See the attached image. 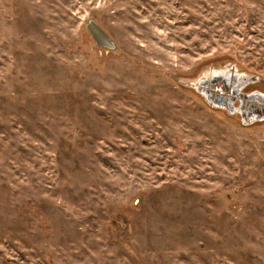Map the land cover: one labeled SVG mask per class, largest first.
<instances>
[{"label": "rangeland", "instance_id": "1", "mask_svg": "<svg viewBox=\"0 0 264 264\" xmlns=\"http://www.w3.org/2000/svg\"><path fill=\"white\" fill-rule=\"evenodd\" d=\"M224 65L264 88V0H0V264H264V118L194 84Z\"/></svg>", "mask_w": 264, "mask_h": 264}, {"label": "flooded vegetation", "instance_id": "2", "mask_svg": "<svg viewBox=\"0 0 264 264\" xmlns=\"http://www.w3.org/2000/svg\"><path fill=\"white\" fill-rule=\"evenodd\" d=\"M194 81L198 93L209 104L226 110L228 114H239L241 111L248 118H264V88H256L261 82L251 78L245 70L232 69L229 65L210 67Z\"/></svg>", "mask_w": 264, "mask_h": 264}, {"label": "water", "instance_id": "3", "mask_svg": "<svg viewBox=\"0 0 264 264\" xmlns=\"http://www.w3.org/2000/svg\"><path fill=\"white\" fill-rule=\"evenodd\" d=\"M85 24V30L91 37L94 46L98 48H103L107 51L114 48V43L112 42L110 36L103 31V29L98 25L97 22L93 20H87Z\"/></svg>", "mask_w": 264, "mask_h": 264}]
</instances>
